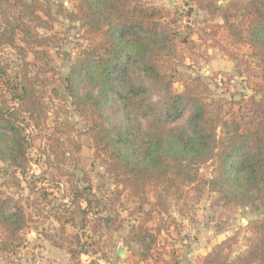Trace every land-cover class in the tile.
Wrapping results in <instances>:
<instances>
[{
    "label": "trees",
    "instance_id": "obj_1",
    "mask_svg": "<svg viewBox=\"0 0 264 264\" xmlns=\"http://www.w3.org/2000/svg\"><path fill=\"white\" fill-rule=\"evenodd\" d=\"M218 1L203 0L202 7L221 17L233 43L249 47L261 80L260 97L243 99L244 108L228 114L230 118L212 100L201 76L178 69L185 67L179 32L165 20L161 7L144 0H77L73 15L89 42L70 64L64 82L75 109L85 116V133L96 154L105 159L104 171L123 190L142 195L149 186L159 200H179L193 188L198 194L212 192L225 204L258 209L264 206V0H228L222 6ZM41 11L35 2L0 0V160L22 172L27 161L26 126L45 140L46 164L51 156L56 160L63 156L59 139L48 132L49 106L39 90L45 80L30 70L37 63L45 71L40 65L49 61L42 49L45 37L38 29L50 25ZM7 47L21 55L22 66L14 77L2 61ZM134 68L163 87L161 103L152 101L137 84L130 74ZM175 83L182 86L180 91H174ZM186 108V125H173ZM206 165L205 175L200 168ZM15 173L5 171L7 178L1 184L20 187ZM88 189L82 188L65 204V212L75 208L73 216L61 220L56 215L60 225L55 236L49 235L55 246L67 250L71 264H81L79 257L87 248L80 235L66 231L67 224L83 230L90 215L108 228L114 222L101 214L103 209L98 210ZM12 202L0 189V229L13 239L26 216L23 207L18 203L12 207ZM252 228L255 241L242 255L230 259L225 251L231 242L225 239L204 256L202 264H264V217Z\"/></svg>",
    "mask_w": 264,
    "mask_h": 264
},
{
    "label": "rangeland",
    "instance_id": "obj_2",
    "mask_svg": "<svg viewBox=\"0 0 264 264\" xmlns=\"http://www.w3.org/2000/svg\"><path fill=\"white\" fill-rule=\"evenodd\" d=\"M24 1L37 3L50 25V29H38L45 37L42 49L49 55L48 63L40 65L45 71H40L37 63L30 70L39 72L45 80L39 90L49 106L48 132L59 139L63 156L57 160L51 156L46 164L42 153L45 140L35 137L33 128L26 126L24 171L0 160V189L13 198L12 207L17 203L23 207L26 216L13 239L0 229V264H71L67 250L55 246L49 235L55 236L60 225L56 215L61 220L73 216L70 213L75 208L65 212V204L86 187L90 188L87 193L91 199L98 201V210L103 209L101 214H108L114 222L108 228L98 225L90 215L83 230L66 225L68 233L80 235V243L85 242L87 253L80 255L81 264H202L204 256L225 239L231 242L225 251L230 259L242 255L255 241L252 225L264 217V206L256 209L225 204L216 194L207 190L198 194L193 188H187L179 200H159L149 186L142 195H134L104 171L105 159L96 154L85 133V116L75 109L64 82L70 64L89 42L73 15L77 13V0ZM144 1L165 11V20L179 32V52L185 67L178 69L202 77L226 118L238 107L244 108L243 99L260 97V72L249 47L231 41L221 17L203 9V0ZM227 2L220 0L217 5ZM17 44L23 45L19 40ZM1 56L9 76L14 77L22 66L20 52L7 47ZM27 59L32 61L31 54ZM130 74L152 101L159 104L164 100L160 84L137 68ZM173 89L180 91L182 86L175 83ZM188 115L186 108L173 125H186ZM5 171L16 172L20 187L1 184L7 178ZM200 172L208 174L209 167H201ZM79 219L75 217L77 222ZM118 246L123 247L122 257L116 255Z\"/></svg>",
    "mask_w": 264,
    "mask_h": 264
},
{
    "label": "water",
    "instance_id": "obj_3",
    "mask_svg": "<svg viewBox=\"0 0 264 264\" xmlns=\"http://www.w3.org/2000/svg\"><path fill=\"white\" fill-rule=\"evenodd\" d=\"M170 3L174 2V0H169ZM116 255L117 256H124V250H123V247L122 246H118L117 249H116Z\"/></svg>",
    "mask_w": 264,
    "mask_h": 264
}]
</instances>
